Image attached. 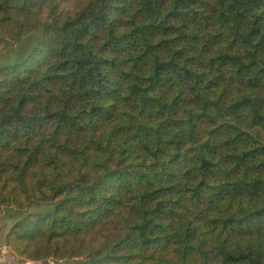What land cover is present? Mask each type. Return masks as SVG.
<instances>
[{"label":"trees","instance_id":"1","mask_svg":"<svg viewBox=\"0 0 264 264\" xmlns=\"http://www.w3.org/2000/svg\"><path fill=\"white\" fill-rule=\"evenodd\" d=\"M0 50L15 255L264 264V0H0Z\"/></svg>","mask_w":264,"mask_h":264},{"label":"rangeland","instance_id":"2","mask_svg":"<svg viewBox=\"0 0 264 264\" xmlns=\"http://www.w3.org/2000/svg\"><path fill=\"white\" fill-rule=\"evenodd\" d=\"M8 42H11V41H8ZM1 45L3 46V42L1 43ZM0 52H1V50H0ZM9 208L10 207H8V206H6V207H0V240H3V239L5 240V234H6L7 230H8V228H9V226L11 225L13 219H15V217H13L11 219L10 214H13V213L12 212H9L10 211ZM16 213H18V211ZM15 216L17 217V214H15ZM19 258L22 259V260H25V258H21V257H19ZM31 262H32V264H43L40 261H31Z\"/></svg>","mask_w":264,"mask_h":264},{"label":"crops","instance_id":"3","mask_svg":"<svg viewBox=\"0 0 264 264\" xmlns=\"http://www.w3.org/2000/svg\"><path fill=\"white\" fill-rule=\"evenodd\" d=\"M5 240H0V264H32L31 261L20 259L5 244Z\"/></svg>","mask_w":264,"mask_h":264}]
</instances>
